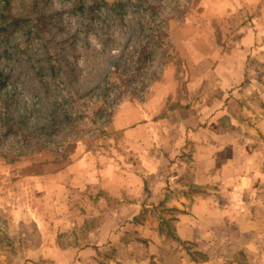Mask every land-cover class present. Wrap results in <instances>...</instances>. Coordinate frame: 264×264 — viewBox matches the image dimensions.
<instances>
[{
	"label": "rangeland",
	"instance_id": "rangeland-1",
	"mask_svg": "<svg viewBox=\"0 0 264 264\" xmlns=\"http://www.w3.org/2000/svg\"><path fill=\"white\" fill-rule=\"evenodd\" d=\"M106 1L121 2L123 20L108 7L97 12L92 0H85L83 13L71 0H41L42 43L26 44L12 27L0 32V264L32 263L38 250L81 246L99 213L114 205L100 194L103 181L111 190L126 188L133 174L145 190L144 172L161 165L168 141L185 130L213 120L219 137L230 131L235 138L264 139L254 127L264 110V64L255 66L256 80L246 86L234 63L239 51L230 47L236 27L258 20L220 16L238 0ZM139 18L159 25L162 46L146 79L127 83V60L146 34L136 33ZM222 57L229 63L218 69ZM114 68L118 75L106 81ZM261 147L256 141L250 150ZM117 174L122 182H114ZM145 215L161 238L175 240L174 209L148 208ZM130 232L129 250L145 259L149 245ZM179 248L202 259L190 243ZM42 260L52 263V256ZM233 262L254 264L242 254Z\"/></svg>",
	"mask_w": 264,
	"mask_h": 264
},
{
	"label": "crops",
	"instance_id": "crops-1",
	"mask_svg": "<svg viewBox=\"0 0 264 264\" xmlns=\"http://www.w3.org/2000/svg\"><path fill=\"white\" fill-rule=\"evenodd\" d=\"M246 1L227 6L220 16L254 15L258 20L254 27H236L234 41H230V47L239 51L234 58L240 66L238 79L246 80L248 86L256 80V67L260 70L264 64V0H248L253 3L248 6ZM222 61L229 63L220 58L218 69ZM257 118L254 127L264 135V110ZM218 129L211 120L202 127L188 128L176 140L170 139L161 165H153L143 174L145 190L133 174L126 188L111 190L103 181L100 194L114 199V205L111 211H103L102 217L99 213L82 245L38 250L36 257L41 260L26 264H46L42 260L46 255L52 256L49 264H150V260L158 264H231L238 254L249 263H264V139L235 138L230 131L219 137ZM256 141L262 147L251 152L250 145ZM122 177L115 175L114 182L120 178L122 182ZM159 206L175 210V240L161 238L157 225L152 226L146 215L142 224L131 222L144 209ZM131 230L149 245L151 252L145 259L129 250L133 241L127 240V232ZM187 243L201 260L180 252V244Z\"/></svg>",
	"mask_w": 264,
	"mask_h": 264
},
{
	"label": "trees",
	"instance_id": "trees-1",
	"mask_svg": "<svg viewBox=\"0 0 264 264\" xmlns=\"http://www.w3.org/2000/svg\"><path fill=\"white\" fill-rule=\"evenodd\" d=\"M92 2L97 12H99L101 7H108L114 13V18L123 20V5L120 1H116L112 6L106 0H92ZM71 3L73 10L79 13L84 12L86 7L85 0H71ZM40 4L41 0H0V32H5L9 27H12L15 30H19L25 36L24 42L26 44L30 42L42 43L47 34V25L44 15L41 12ZM145 10L153 13L155 8L146 6ZM144 17L147 18V14ZM135 30L138 36L144 31L146 34L143 36L144 38H140L141 36L137 37L134 42V49L127 60L130 64V74L124 76L127 77V83L135 80L140 82L146 79L147 66L150 62H154L156 51L162 46L159 25L155 24L154 20L139 18ZM26 44L23 43L22 45L26 46ZM16 47L22 48L21 44H17ZM46 54L50 58L51 53L48 49H46ZM48 61L52 64L50 60ZM117 71L114 68L108 73L109 76L107 74L106 81L110 77H116L118 75ZM105 85H107V82H105ZM101 92H103L102 95L106 93V86ZM102 95L98 96L99 100L95 104L101 103L100 98ZM73 100L75 99L73 98ZM73 105L75 104L73 103ZM100 107L98 106L97 109L99 110ZM10 129L12 130L11 127ZM144 220L145 210L137 218L132 219L131 222L134 224H142Z\"/></svg>",
	"mask_w": 264,
	"mask_h": 264
}]
</instances>
